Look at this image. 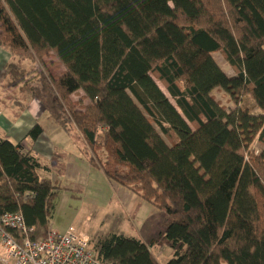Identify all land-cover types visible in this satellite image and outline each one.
<instances>
[{"label":"trees","instance_id":"obj_1","mask_svg":"<svg viewBox=\"0 0 264 264\" xmlns=\"http://www.w3.org/2000/svg\"><path fill=\"white\" fill-rule=\"evenodd\" d=\"M0 47L18 59L7 86L75 126L93 166L165 212L166 264H264V0H0ZM243 95L258 112L239 106ZM40 167L0 138V216L20 212L33 240L60 188ZM149 247L110 233L94 250L110 264H159Z\"/></svg>","mask_w":264,"mask_h":264},{"label":"rangeland","instance_id":"obj_2","mask_svg":"<svg viewBox=\"0 0 264 264\" xmlns=\"http://www.w3.org/2000/svg\"><path fill=\"white\" fill-rule=\"evenodd\" d=\"M213 57L226 74L234 75V70L220 52H215ZM27 63L31 64L26 69L37 66L31 60ZM47 67L54 73L52 65ZM158 84L165 91L162 84L160 82ZM212 94L225 108L231 109L235 106L224 90L215 88ZM239 106L250 112H258L255 102L249 95L241 97ZM170 139H176L172 131ZM252 148L257 152L262 150L263 146L254 141ZM70 174L77 175L82 181L72 183L71 180L57 181L55 184L62 188L60 187L56 194L55 208L50 221L59 232L70 226L84 230L90 234L93 248L100 239L113 232L141 239L147 244L153 241L154 244L150 245L151 251L158 258L159 264H164L163 260L167 259L169 248L162 234L168 221L163 210L145 202L125 186L109 180L102 171L99 178L97 172L88 175L87 172L79 174L70 171L68 175ZM63 186L70 189H63Z\"/></svg>","mask_w":264,"mask_h":264},{"label":"crops","instance_id":"obj_3","mask_svg":"<svg viewBox=\"0 0 264 264\" xmlns=\"http://www.w3.org/2000/svg\"><path fill=\"white\" fill-rule=\"evenodd\" d=\"M12 61L17 62V57L8 49L0 47V138L7 139L14 144L21 143L24 146V150L33 154L40 163L41 167L38 169V175L41 178L50 180L54 185L57 181L69 182L71 180L70 183H72L73 181L81 180L77 175H68L70 171H75L79 174L87 172L88 175L97 172V177L99 178L101 170L90 163L89 156L86 153V143L75 126L70 124L64 129L48 117L47 112L38 100L30 97L26 92L7 86L9 79L6 65ZM27 61L28 59L20 60L19 63L26 68L31 64L27 63ZM62 69L60 67L53 70L54 73H58ZM82 94L83 92L78 90L72 95V99L77 101ZM82 103H86V100H83ZM35 124H40L42 133L33 141L27 136V133ZM63 187V189H70L67 186ZM168 223L169 220L167 221ZM49 229L57 230L51 221ZM153 244L152 241L147 245L152 246ZM168 248L167 259L163 260L164 264L172 256V249L169 246ZM149 249L151 251L150 247ZM155 258L158 261V258Z\"/></svg>","mask_w":264,"mask_h":264},{"label":"built area","instance_id":"obj_4","mask_svg":"<svg viewBox=\"0 0 264 264\" xmlns=\"http://www.w3.org/2000/svg\"><path fill=\"white\" fill-rule=\"evenodd\" d=\"M10 230L20 236L18 240ZM20 212L0 216V262L2 264H110L103 262L92 247L90 234L72 226L63 232L49 229L33 240Z\"/></svg>","mask_w":264,"mask_h":264}]
</instances>
